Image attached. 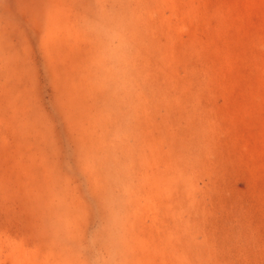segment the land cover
<instances>
[{
    "label": "rangeland",
    "instance_id": "rangeland-1",
    "mask_svg": "<svg viewBox=\"0 0 264 264\" xmlns=\"http://www.w3.org/2000/svg\"><path fill=\"white\" fill-rule=\"evenodd\" d=\"M0 264H264V0H0Z\"/></svg>",
    "mask_w": 264,
    "mask_h": 264
},
{
    "label": "clouds",
    "instance_id": "clouds-1",
    "mask_svg": "<svg viewBox=\"0 0 264 264\" xmlns=\"http://www.w3.org/2000/svg\"><path fill=\"white\" fill-rule=\"evenodd\" d=\"M122 41L117 33L108 34V46L106 48L105 58L108 60L119 59Z\"/></svg>",
    "mask_w": 264,
    "mask_h": 264
}]
</instances>
